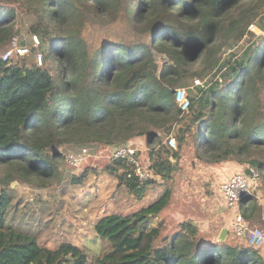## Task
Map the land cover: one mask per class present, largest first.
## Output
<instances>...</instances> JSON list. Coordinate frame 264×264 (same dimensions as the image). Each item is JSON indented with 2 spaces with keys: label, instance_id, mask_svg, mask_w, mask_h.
Returning <instances> with one entry per match:
<instances>
[{
  "label": "trees",
  "instance_id": "1",
  "mask_svg": "<svg viewBox=\"0 0 264 264\" xmlns=\"http://www.w3.org/2000/svg\"><path fill=\"white\" fill-rule=\"evenodd\" d=\"M261 14L264 0H0V49L21 35L25 15L27 31L40 38L26 55L0 56V264H264L257 248L210 240L193 220L163 238L159 226L148 228L170 203V186L131 213L100 217L95 231L106 247L93 257L70 241L48 247L5 224L8 187L15 180L38 187L60 181L67 154L57 147L66 144L78 151L142 137L158 179L139 178L127 159L106 166L139 198L172 179L173 160L188 141L199 160L258 169L264 194V34L251 33L217 78L187 93L186 111L176 101L182 81L203 77L236 46V36L254 31ZM122 16L135 30L132 39L98 46L87 38L90 25ZM90 169L68 176L70 183H82ZM239 208L252 225L262 220L257 197L243 198Z\"/></svg>",
  "mask_w": 264,
  "mask_h": 264
},
{
  "label": "rangeland",
  "instance_id": "2",
  "mask_svg": "<svg viewBox=\"0 0 264 264\" xmlns=\"http://www.w3.org/2000/svg\"><path fill=\"white\" fill-rule=\"evenodd\" d=\"M255 22L264 28V14L257 17ZM28 23V16L25 15L21 35L16 37L20 44L25 42L24 44L30 47L32 34L27 31ZM260 30V32L245 31L246 36L242 40L239 39L244 35H241L238 40L236 36V46L219 54L215 66L207 70L203 77L185 78L178 88H185L191 96L195 95L199 88L195 85V79H200L205 84L212 82L220 75L216 72L218 65L226 62L232 50L242 54L250 42L251 33L255 36L264 34V29L260 28ZM86 34L92 43L99 46L105 41L127 42L136 33L127 19L122 16L114 23L103 22L97 26L90 25ZM5 49H0V56ZM132 140L135 141L133 144L137 148L141 166L148 169L149 149L145 140L139 136ZM88 146H90L91 156L81 166L75 167L64 158V178L60 181L55 178L52 184L45 187L13 181L8 187L13 199L5 212V224L34 235L40 244L48 247L53 248L62 241H70L84 248L89 256L93 257L101 254L106 247V242L95 231V223L100 217L115 211L131 213L148 205L170 186L172 189L170 203L156 217L149 220L148 228L159 226L163 238L178 230L182 221L193 220L201 234L210 240L221 242L227 239L231 243L239 242L246 245L234 236L231 222L235 210L225 205L219 191L220 184L230 177L222 169L228 161L213 164L207 160H199L195 157L193 143L188 141L179 150L180 158L177 161L173 160L176 167L172 179L149 186L145 196L139 198L124 185H119L118 179L106 170L111 160L113 146L98 147L97 144ZM67 147L70 146L66 144L57 148L66 152L65 154L74 151L66 149ZM2 168L3 166L0 165V170ZM88 168L91 169L82 183H70L68 176L80 175ZM151 177L159 178L149 176L148 179ZM260 186L261 183L257 190L262 193L258 200L262 205L261 219L263 221L253 224L255 226L249 223L252 227L264 231V194ZM238 209L240 211L239 205ZM222 234H227L228 237L223 239ZM257 249L264 260V247Z\"/></svg>",
  "mask_w": 264,
  "mask_h": 264
},
{
  "label": "built area",
  "instance_id": "3",
  "mask_svg": "<svg viewBox=\"0 0 264 264\" xmlns=\"http://www.w3.org/2000/svg\"><path fill=\"white\" fill-rule=\"evenodd\" d=\"M260 28L264 29L256 22L251 25V29L257 30V32L261 31ZM243 35L244 36L239 40H242L246 36V34ZM31 43L33 46L38 47L40 44L39 36L35 34L32 35ZM29 51L30 47L26 44H20L18 37L15 36L12 39L11 45L3 52L2 59L5 61H11V59L15 56L26 55L29 53ZM36 62L38 65L43 64L42 54L37 53ZM227 65L228 64L226 62H224V64L222 65H218V67L216 68V72L221 73L226 69ZM209 84H205L200 79H195L196 86L200 85L201 87H206ZM176 101L181 112H184L189 108L191 101L187 96V91L185 88H177ZM171 142L173 143L174 140L171 139ZM90 156V149L87 147H83L78 151L70 152L69 154H67L66 160L71 165L79 167L83 163H85ZM110 159H127L134 165L136 174L141 179H147L149 176H153L152 171L149 169V166L148 169H144L143 166H141L138 159L137 148L133 143L128 142L126 144H122L117 148H112ZM260 174L261 172L258 169L250 168V173H234L225 181H223L219 186V191L225 201V205L228 208L235 210L231 222V230L234 236L239 241L244 242L247 246H251L254 248L264 247V231L252 227L249 221L245 219L239 211L238 205L243 198H247L249 196H255L257 198L260 197L262 193L257 190V187L260 183Z\"/></svg>",
  "mask_w": 264,
  "mask_h": 264
},
{
  "label": "crops",
  "instance_id": "4",
  "mask_svg": "<svg viewBox=\"0 0 264 264\" xmlns=\"http://www.w3.org/2000/svg\"><path fill=\"white\" fill-rule=\"evenodd\" d=\"M142 139V137H139ZM129 143H135L134 140L129 141ZM247 168H250L249 165H244V164H240L234 161H228L227 163H225V165L222 167V169H224L226 175H232L234 173H240V172H246L247 173ZM224 239H226L228 237L227 234H223Z\"/></svg>",
  "mask_w": 264,
  "mask_h": 264
},
{
  "label": "water",
  "instance_id": "5",
  "mask_svg": "<svg viewBox=\"0 0 264 264\" xmlns=\"http://www.w3.org/2000/svg\"><path fill=\"white\" fill-rule=\"evenodd\" d=\"M121 145H122V143H121V142H118V143H116V144L113 146V148H117V147H119V146H121ZM247 173H250V168H247ZM221 238L224 239L223 234H222Z\"/></svg>",
  "mask_w": 264,
  "mask_h": 264
}]
</instances>
